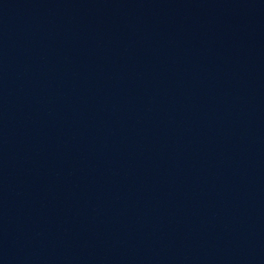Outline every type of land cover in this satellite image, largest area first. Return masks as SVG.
Instances as JSON below:
<instances>
[{
  "label": "water",
  "instance_id": "95a60500",
  "mask_svg": "<svg viewBox=\"0 0 264 264\" xmlns=\"http://www.w3.org/2000/svg\"><path fill=\"white\" fill-rule=\"evenodd\" d=\"M0 264H264V0H0Z\"/></svg>",
  "mask_w": 264,
  "mask_h": 264
}]
</instances>
